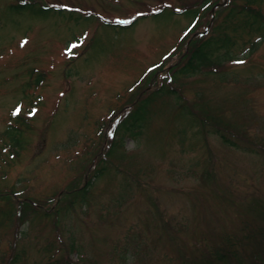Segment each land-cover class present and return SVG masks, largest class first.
<instances>
[{
    "label": "rangeland",
    "instance_id": "374dc122",
    "mask_svg": "<svg viewBox=\"0 0 264 264\" xmlns=\"http://www.w3.org/2000/svg\"><path fill=\"white\" fill-rule=\"evenodd\" d=\"M11 1L0 0V132L17 105L26 112L32 97L40 103L19 156L0 133V195L10 197H0V213H19L26 199L38 207L27 215L26 207L22 221L0 216V264H178L209 238L263 225L264 43L245 58L248 36L239 35L229 62L183 78L171 65L186 38L211 26V6L191 29L183 15L152 14L203 0H37L52 7L48 19L9 13ZM73 9L88 20L70 19ZM136 17L129 30L111 26ZM42 73L35 85L30 74ZM162 86L196 116H220L239 145H225L209 125L181 133L173 95L156 97L145 124L124 126ZM102 166L81 203V187Z\"/></svg>",
    "mask_w": 264,
    "mask_h": 264
},
{
    "label": "trees",
    "instance_id": "16d2710c",
    "mask_svg": "<svg viewBox=\"0 0 264 264\" xmlns=\"http://www.w3.org/2000/svg\"><path fill=\"white\" fill-rule=\"evenodd\" d=\"M214 1L215 3L212 5V0H203L202 5L199 7H195L196 3L195 6L191 5L179 8L180 11L175 8L173 9L172 6H164L162 9L152 14L155 18H169L178 14L183 15L190 20V27L188 28L191 29V27L201 18L200 16L203 15L208 8V5L211 6L209 11V15H211V26L208 27L209 25H207V27H204L205 33L197 28L194 35L191 34L190 37L186 38V49H183L184 52L181 53L180 57H178V59H176L171 65L175 76L179 75L183 78H191L205 72L206 70L222 67L226 62H229L230 59H232V51H235L238 42L240 41L239 35L246 34L248 36V39L244 41V43L249 42L248 46H246L245 58L257 52L260 45L264 43V10L262 4L264 3V0H241L239 3L233 0ZM36 3H38L37 0H15V2L13 0L7 5V9L9 13H15V15L27 13L28 15L39 19H48V17L52 16V7L38 5ZM64 9L65 8H59L58 14L63 16L64 14L62 13V10ZM222 11H224V15L221 17L219 13ZM72 12L77 13L78 11L73 9L69 10L67 13L68 17L74 19L76 22H80L83 18L88 20V17L90 16L88 14H85V16L78 14L77 17L74 18ZM147 16L148 15H141L139 17L143 19ZM139 17L125 23H111V26L118 28V30H129L134 27ZM217 19L219 21H217ZM30 77L33 79L35 78L34 84L38 85L44 81L43 77H45V75L42 73L35 77L30 74ZM32 81L28 84L29 89L32 86ZM178 93L177 89L173 87L164 91V86L158 89L157 92L154 91L150 94L148 93L146 97L138 101L136 108L133 110L131 109L132 112L128 117L131 118L132 121L130 120L131 122L129 124V120L126 118V120L123 121L124 126L128 125V127L133 126L132 128H134L143 123L145 124L151 112H153L152 107L156 97L161 94L173 95V99L176 100L175 107L178 109L181 118L185 121L184 126L181 128V133L186 135V132L189 131L188 128H194V126H198L199 131L203 132V129L209 125L211 126L213 133L220 137L222 143L233 148L239 145L238 142H236L238 141L237 137L229 135L228 129L231 128L229 123L224 122L220 116L211 113H206L204 116H196L194 113L195 111L191 107L185 103H180L183 101V98L181 94L178 96ZM39 97H32L33 102L28 106L26 112H23L22 110L14 115L17 109H21L20 105H17L11 110L10 119L7 121L8 123L5 129L0 132L2 140H4V147L7 148L8 152L13 157H16V155L19 156V152L24 150L27 146L24 134L31 127L29 120L34 116L36 112L35 108L39 106ZM28 112L31 116L28 115ZM186 118H188L189 121H186ZM126 122L127 125L125 124ZM140 134L141 132L134 136ZM261 149L262 151L264 150L263 147H261ZM104 169L106 168L103 166L100 169H97L98 173H95L93 177L88 179L83 187H81L82 190L79 191L82 195L81 203H86V194L88 190L92 188L94 184L93 180H95V177H98L101 173V175H103L105 173ZM11 190L9 196L13 195L15 199L16 197L21 196L19 193L22 189H17L18 193L13 189ZM0 197L10 198L8 195H0ZM122 204V202H119L120 206ZM20 206L22 209L19 213L16 212V210L14 211V209L5 210L0 213V216L8 220L13 216L15 217L16 213H18L20 214L19 220L22 221L24 220L26 207L30 208V210H27L26 215L28 213L35 214V210H37L36 208L38 207V205L33 206V204L27 199L21 201ZM157 213L159 216H162L159 212ZM220 237L221 236L209 238L208 241L206 240L204 243L197 245L196 247L200 249L196 250L195 247L194 253L182 254L178 264H264V223L257 228V231H254L247 236L244 235L242 237H237L236 235H226ZM250 238H253L252 243L249 241ZM126 253H129V251ZM133 255L135 257L136 253H133ZM129 259L130 256L126 258L125 262L128 263ZM10 264H17V260H13ZM48 264L77 263L73 261L56 260Z\"/></svg>",
    "mask_w": 264,
    "mask_h": 264
},
{
    "label": "snow or ice",
    "instance_id": "6c2138e0",
    "mask_svg": "<svg viewBox=\"0 0 264 264\" xmlns=\"http://www.w3.org/2000/svg\"><path fill=\"white\" fill-rule=\"evenodd\" d=\"M74 47H75V46H74ZM239 63H242V61H241V62H239ZM19 111H20V110H19V109H17V110H16V112L14 113V115H15V114H18V113H19Z\"/></svg>",
    "mask_w": 264,
    "mask_h": 264
}]
</instances>
